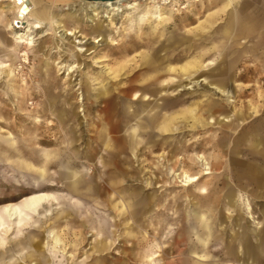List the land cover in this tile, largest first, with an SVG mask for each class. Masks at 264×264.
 Here are the masks:
<instances>
[{
    "label": "rangeland",
    "instance_id": "obj_1",
    "mask_svg": "<svg viewBox=\"0 0 264 264\" xmlns=\"http://www.w3.org/2000/svg\"><path fill=\"white\" fill-rule=\"evenodd\" d=\"M170 1L75 8L32 44L0 6V264H264V60L234 58L227 0ZM241 34L237 56L264 41Z\"/></svg>",
    "mask_w": 264,
    "mask_h": 264
},
{
    "label": "bare ground",
    "instance_id": "obj_2",
    "mask_svg": "<svg viewBox=\"0 0 264 264\" xmlns=\"http://www.w3.org/2000/svg\"><path fill=\"white\" fill-rule=\"evenodd\" d=\"M136 1L137 0H103V1H86V2H87V5L91 13L95 16L96 14H98L97 11H99L100 9L113 13L114 11H119L123 4L124 5L127 4L128 6L131 7L130 4ZM161 1L164 4H169L171 2L170 0H161ZM192 1H199V0H192ZM0 6L2 8V11L9 18L8 30H11V32L14 34V37L17 39H20V42L27 41L26 43L32 44L33 43L32 41L34 40L36 35H40L41 33H43L46 30V28L49 26L54 27L56 23V22L53 23V21L51 20L46 21L41 16H39L38 13L34 11V7L32 5L31 0H0ZM61 31H63V33L60 36H64V37H67L68 35L75 36L74 33H72L71 31L69 32L66 29H61L59 31L54 29L55 33H60ZM24 37L26 38V40H23ZM76 37L78 36H75V38ZM75 41L80 43L79 41H81V39L78 38V40L76 39ZM208 65H214V62L209 60ZM212 88L214 89L216 93L224 94V91L219 86L214 84L212 85ZM212 172H213L212 168L207 166L202 169V173L200 174H196L192 176L190 174L188 175L187 173H184L182 175L181 185L190 186L193 183H196V182L198 183V181L203 176L209 175ZM47 199H48V196L46 193L40 194V195L33 196L31 198V202L29 201V203H31L30 205L32 206V208H34L37 203H43ZM245 206H246L247 211L251 213L250 211L252 210L250 207V203L246 202ZM4 210L7 214L9 221L11 222L17 217L20 218V216L22 215L20 214V210L17 206H11V207L6 206ZM1 226H3V223L0 222V227ZM7 230L10 231L9 226L7 227ZM1 241L2 239L0 238V242Z\"/></svg>",
    "mask_w": 264,
    "mask_h": 264
},
{
    "label": "crops",
    "instance_id": "obj_3",
    "mask_svg": "<svg viewBox=\"0 0 264 264\" xmlns=\"http://www.w3.org/2000/svg\"><path fill=\"white\" fill-rule=\"evenodd\" d=\"M32 1V5L34 7V11H36L38 13L39 16H41L44 20L46 21H53V23L56 22V17L60 14L63 15H67L70 11H73L75 8H79L78 11H87L89 8L87 4H83L80 3L82 1L77 0V1H71L68 2L67 0H31ZM58 1H67L65 4H62L61 6L56 7L55 9H51L48 7V5H52ZM221 1H225V0H221ZM245 2H249V3H264V0H227V4L225 6H223V8H218V11H223L225 13L223 20V23L220 24V27L223 28V34L226 36H230L233 38L232 43L234 45V58L239 60L242 59L243 56H247L252 58L253 54L256 53L257 56L254 58V60H264V52H261L260 48H264V41L260 42V44L257 45H252L250 46V44L246 45V50H248V52H244L243 54H241L240 56H237V46H240L243 43H246L248 41H252L250 40L249 37L247 36H242L241 32L242 31H252V32H256L260 33L262 30H264V23L261 24H255L253 22H250L248 20H241L238 19V16L240 15V10L234 6V4H241V3H245ZM86 5V6H85ZM81 9V10H80ZM260 27V28H259ZM259 28V29H257ZM241 36V37H239ZM218 49V48H217ZM259 52H256V51ZM247 54V55H246ZM220 76H217L216 78H212L211 80H213L215 83H217L220 87H222L221 85H224L225 83V79L224 76H222L221 73H219ZM217 79H219L220 82L217 81ZM163 95V93H162ZM214 101H209V105H210V113L214 114L216 111H218V106H219V102L218 105H213ZM167 142V141H165ZM237 143V140L235 141ZM146 144L148 146V150H151L152 147H154V143L152 144V141L146 142ZM170 145V144H169ZM230 201L233 205H235V202L233 203V195H231ZM103 248H105V244L103 246Z\"/></svg>",
    "mask_w": 264,
    "mask_h": 264
},
{
    "label": "water",
    "instance_id": "obj_4",
    "mask_svg": "<svg viewBox=\"0 0 264 264\" xmlns=\"http://www.w3.org/2000/svg\"><path fill=\"white\" fill-rule=\"evenodd\" d=\"M81 1H103V0H81Z\"/></svg>",
    "mask_w": 264,
    "mask_h": 264
}]
</instances>
